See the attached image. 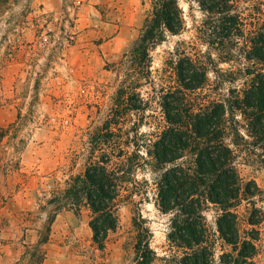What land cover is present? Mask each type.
<instances>
[{"label": "rangeland", "instance_id": "374dc122", "mask_svg": "<svg viewBox=\"0 0 264 264\" xmlns=\"http://www.w3.org/2000/svg\"><path fill=\"white\" fill-rule=\"evenodd\" d=\"M187 24L181 35H168L152 51V80L138 91L151 99L140 126L149 133L165 118L153 88L167 86L172 75L169 62L178 43L187 53L208 51L198 40L204 13L195 3L180 0ZM151 0H5L0 9V264H136V245L142 223L151 233L150 245L158 261L184 253L170 243L173 213L156 205L157 182L163 171L145 166L137 172L135 192L119 206V224L110 232L104 248L93 240L92 212L61 210L46 243H40L51 207L47 202L63 190L71 175L86 163L87 143L111 114L122 82L126 79V56L130 55L151 12ZM195 47L193 50L191 47ZM218 82L211 72L208 92L214 100L228 97L230 88H240L245 78L237 62H218ZM167 70V71H166ZM166 71V72H165ZM232 73V74H231ZM217 75V74H216ZM163 78L167 79L162 81ZM236 80L232 82V79ZM166 82V83H165ZM142 114V113H137ZM127 113L119 128L134 130L138 116ZM143 115V114H142ZM140 118V116H139ZM151 122L150 125L146 124ZM141 123V122H140ZM246 144L239 149V170L245 182L260 189L252 200L238 208L241 232L252 227L243 219L260 218L255 228L257 264H264V141H256L242 128ZM126 138V136H125ZM172 165L166 166L171 168ZM248 210V211H247ZM219 208L209 204L204 212L216 233V257L232 248L218 239Z\"/></svg>", "mask_w": 264, "mask_h": 264}, {"label": "trees", "instance_id": "16d2710c", "mask_svg": "<svg viewBox=\"0 0 264 264\" xmlns=\"http://www.w3.org/2000/svg\"><path fill=\"white\" fill-rule=\"evenodd\" d=\"M4 2L0 0V9ZM189 2L205 15L198 40L208 46V51L197 50L190 55L184 42L176 45L168 64L172 70L169 84L162 85L158 93L152 87V99L159 102L166 124H159L149 133L140 132L151 99L143 98L138 90L144 86L143 81L154 85L152 51L168 35L183 34L187 24L180 0H151L143 31L123 61L127 77L111 114L104 126L89 137L82 171L71 175L65 188L48 200L51 210L40 232V243L48 241L61 210L80 211L86 206L92 212L89 225L93 240L104 248L110 232L118 227L124 192L129 199L136 193L147 194L135 192L134 183L137 172L150 166L153 172L163 171L157 182L156 205L164 213L174 214L168 240L184 253L183 257L174 254L170 259H161L164 264H257L259 232L255 228L262 220L254 214L245 216L243 221L252 228L242 234L238 208L246 201L253 212H258L252 199L260 189L253 181L245 182L238 166L239 149L247 143L242 128L254 140L264 141V0ZM214 54L218 62H237L245 77L242 86L230 88L223 100H214L205 91L210 90L212 71H216L220 86L221 72L215 70ZM134 112L143 115L137 114L133 136L121 128L114 130L127 113ZM168 165L172 167L167 169ZM209 204L220 210L218 239L232 248L218 259L217 235L204 216ZM139 222L136 264H154L158 257L150 245L151 233L141 216Z\"/></svg>", "mask_w": 264, "mask_h": 264}]
</instances>
